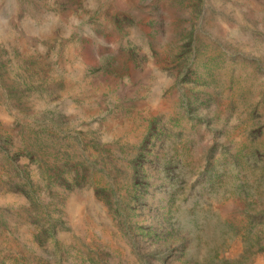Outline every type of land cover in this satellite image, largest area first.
<instances>
[{
  "label": "rangeland",
  "instance_id": "obj_1",
  "mask_svg": "<svg viewBox=\"0 0 264 264\" xmlns=\"http://www.w3.org/2000/svg\"><path fill=\"white\" fill-rule=\"evenodd\" d=\"M0 264H264V0H0Z\"/></svg>",
  "mask_w": 264,
  "mask_h": 264
}]
</instances>
